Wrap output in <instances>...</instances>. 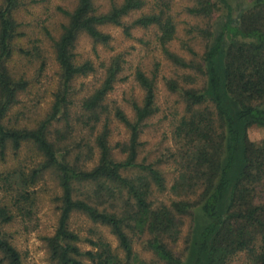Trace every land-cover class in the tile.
<instances>
[{"label": "trees", "instance_id": "trees-1", "mask_svg": "<svg viewBox=\"0 0 264 264\" xmlns=\"http://www.w3.org/2000/svg\"><path fill=\"white\" fill-rule=\"evenodd\" d=\"M218 1L227 13L221 27L215 28L214 33L210 31L213 40L204 55L208 86L202 90L183 89L187 111L191 114L176 128V134L186 144L198 140L200 145H196L197 150L191 155L192 171L183 173L173 189L200 187L198 204L210 219L200 233L193 264H231L238 257L243 264H264V140L256 143L248 135L250 126H264V0H252L241 13L239 22L232 17L230 1ZM27 3L25 0H0V157L5 159L9 143L15 151L25 142L36 146L44 165L42 163L31 174H21L24 188L36 183L43 166L57 172L61 187L60 213L57 229L47 239L52 260L57 264H84L82 258L93 264H147L134 252L126 231L129 227L152 236L147 246L160 259L169 264H184L163 237H177L178 216L191 212L197 201L184 197L169 205L152 207L149 201L152 184L163 189L165 179L154 164L137 160L143 127L159 108V65L152 69L139 63L135 66L133 81L141 94L139 98L127 99L134 112L131 118L122 104L111 98L117 84L127 80L124 74L129 60L124 51H115L113 35L105 30L106 26L114 25L131 36L134 28H155L157 46L166 59L177 67L190 68L191 61L171 48L178 32L171 5L164 0L153 4L147 0H110L108 8L103 9L97 0H77L73 10H64L68 22L62 25L54 43L60 68V91L51 115L35 128H18L5 124L6 117L19 103L20 93L29 86L27 73L23 71L25 67L18 69L17 58L32 57L40 52L38 34L29 31L28 22L32 23L28 19ZM192 3L186 11L205 18H211L217 5L213 0H192ZM138 11L143 12L132 21H126ZM82 33L92 39L96 55H100L99 48L110 55L103 59L98 56V60L80 57L76 46ZM47 34L53 36L50 31ZM222 56L224 65L220 70ZM89 76L97 78L98 82L77 101L75 94L80 96L81 91L74 83L80 77ZM167 85L172 91L180 88L175 79H169ZM75 100L78 102L76 109L73 108ZM208 104L212 109L206 106L195 110V107ZM113 121L124 125L129 132L127 141L116 143L125 154L124 160H118L110 146ZM55 122L65 124L68 131L73 129V132L90 128L95 135L94 147L88 143L73 144L65 136L62 145L68 147L60 155L57 144L48 138V130ZM221 126L224 132L217 136ZM95 148L99 151L98 161L89 169L86 164L94 160ZM240 150L243 159L239 157ZM70 155L72 158L76 155L74 163L68 160ZM239 162H242V170L233 182L231 172ZM132 169L144 175L128 177L123 174ZM77 183L94 185L97 189L93 192L102 196L110 191L115 197L119 194L117 189L120 193L124 191L127 196L123 201L126 202L124 209L117 213L101 211L88 201L76 198ZM229 192L230 199L226 202ZM24 204L30 208L34 206L32 191H20L9 201L0 202L2 263L23 262L21 253L4 229L13 222L16 210H30ZM76 211L85 213L94 223L108 226L116 235L122 254L102 238L88 239L93 249L82 251L78 245L80 235L70 228L71 215Z\"/></svg>", "mask_w": 264, "mask_h": 264}, {"label": "rangeland", "instance_id": "rangeland-1", "mask_svg": "<svg viewBox=\"0 0 264 264\" xmlns=\"http://www.w3.org/2000/svg\"><path fill=\"white\" fill-rule=\"evenodd\" d=\"M29 6L28 19L30 34L37 35V41L40 52L32 57H18L17 67L26 71L29 80L28 88L19 95V103L10 112L5 119V124L10 127L18 128H35L39 123L47 119L52 112L53 104L56 100V94L60 91V68L56 62L55 40L62 31V25L68 22V17L64 10H73L77 0H25ZM103 9L108 8L110 0H97ZM120 1V0H119ZM148 3H155L157 0H147ZM167 1L172 9L177 22V37L172 41L171 48L186 60L191 61L192 67L181 68L172 64L162 54L157 46L156 29L134 28L131 30V36L124 33L122 27L109 25L105 30L113 35L112 45L115 51H124L129 63L126 65L127 70L124 76L127 80L120 82L115 87L111 98L118 100L126 112L134 117V112L127 99L139 98L140 90L133 81V71L139 63L149 69L154 65H159V79L157 90L158 111L150 117L143 127L140 135V146L138 148V162L144 164H154L161 172L165 179V188L161 189L154 183L151 187L149 201L152 207H158L162 204L169 205L173 200L190 197L197 201L195 207L188 214L178 216V235L177 237H163L167 246L179 257L184 264H193L196 256L197 242L200 233L210 222V219L201 211L199 202L201 201V188L196 186L193 189H173L179 177L183 173L192 171L190 169L191 155L197 150L200 142L192 141L186 144L184 140L176 134V128L184 117L191 113L188 112L187 102L183 96V89L195 87L205 89L208 86L207 68L204 59L205 52L209 44L212 43L215 28L221 27V23L226 18L227 10L218 0L211 18L192 16L186 11L187 6H191L192 0H164ZM233 7V19L239 22L240 15L252 4V0H229ZM150 5V4H148ZM63 9V10H62ZM144 11H147L144 9ZM143 11L132 13L126 18V21H132ZM33 20V22H32ZM47 31L52 32L49 36ZM92 39L82 33L78 40L76 51L80 57L93 58L98 60L108 57L109 52L99 48L100 55L94 52ZM96 60V61H97ZM224 65L223 56L219 61V69L222 70ZM175 79L180 86L178 91H172L168 88L167 81ZM98 79L89 77L78 78L74 85L78 88V97L84 95L86 91L96 85ZM75 100L73 108L76 109L78 102ZM203 105L195 107V110L204 109ZM65 124H52L48 130V138L57 144L59 154L68 146H63L65 139L77 144L88 143L94 147L95 135L91 129L86 128L78 131H68ZM216 126L219 127L217 121ZM113 133L110 137V146L112 153L118 160H124L125 154L117 148L118 141L125 142L129 138L128 129L118 123L112 122ZM224 132L221 126L217 136ZM250 140L260 143L264 140V126L252 125L248 128ZM78 137V139L76 138ZM219 138V137H218ZM80 140V141H78ZM219 140V139H217ZM71 149V148H70ZM215 152L211 149V152ZM94 160L87 163V168H93L98 161L99 151L93 150ZM239 157L243 159L242 152H238ZM76 156V155H75ZM70 155V162L74 163V158ZM224 154L221 155V158ZM44 165V159L39 155V151L32 142H25L18 151H15L12 144L9 143L6 149V157H0V202L9 201L14 196H18L20 191H32L34 206L29 207L27 212L16 210L13 222L7 225L4 231L10 236V239L17 247L22 256V264H57L52 260L49 253L48 237L52 236L58 226L59 205L58 197L61 195V187L58 174L54 169L41 170V174L36 178V183L27 188L21 181V174H31L34 169ZM242 170V162H239L231 172L232 181L237 178ZM123 174L128 177H137L144 175L138 169L124 171ZM188 183V182H187ZM26 189V190H25ZM97 189L94 185L77 183L74 196L78 199H84L93 204L101 211L117 213L124 209L126 202V193L117 189V196H107L95 194ZM230 199V192L226 197V202ZM23 206V205H22ZM226 207L223 206L224 210ZM70 228L78 233L81 241L78 243L82 251L93 249L88 239L102 238L111 244L112 248L119 254H122L119 248V242L108 226L100 223H94L85 213L73 212L70 218ZM126 231L131 238L134 252L147 264H169L160 259L154 251L147 246L150 237L147 233H137L127 227ZM84 264H93L90 260L82 258ZM0 264L1 254H0ZM231 264H243L240 257L234 259Z\"/></svg>", "mask_w": 264, "mask_h": 264}]
</instances>
